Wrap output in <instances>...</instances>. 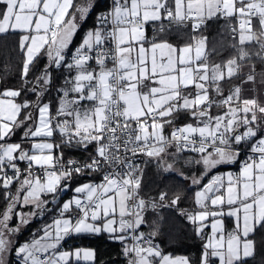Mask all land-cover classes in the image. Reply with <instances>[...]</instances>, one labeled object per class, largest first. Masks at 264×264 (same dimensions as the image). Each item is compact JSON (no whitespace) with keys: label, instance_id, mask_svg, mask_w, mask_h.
Listing matches in <instances>:
<instances>
[{"label":"snow or ice","instance_id":"6c2138e0","mask_svg":"<svg viewBox=\"0 0 264 264\" xmlns=\"http://www.w3.org/2000/svg\"><path fill=\"white\" fill-rule=\"evenodd\" d=\"M92 6L89 0H0V35H18L23 55L21 87L0 91V197L6 201L0 264H6L13 234L43 214L45 196L54 203L61 190L75 195L59 206L42 234L15 248L19 264H70L73 255L92 260L91 250L71 253L60 245L72 234L101 232L125 243L128 264H190L153 245L155 229L147 236L139 231L148 208L173 207L181 199L177 195L169 204L166 192L158 200L141 195V156L185 180L179 160L201 166L200 175L191 177L200 186L196 211L180 212L198 236L211 229L200 264H246L254 254L250 237L264 228V102L245 96V86L257 79L254 60L264 64V0H112L69 57L78 21ZM219 20L225 21L233 52L214 62L216 49H209L203 33ZM182 30L189 42L178 46L166 38ZM41 57L47 62L29 79ZM53 68L69 73L54 89L55 106L43 99L53 86ZM259 76L264 84V69ZM27 92L35 99L18 103ZM182 113L190 120L177 125ZM17 129L24 143L8 142ZM242 145L249 155L238 172L211 174L237 162ZM89 146L94 151L86 161L64 160L65 147ZM85 171L99 174V183L70 189L69 182ZM17 206L32 211L14 212ZM13 216L19 218L16 227L8 223Z\"/></svg>","mask_w":264,"mask_h":264},{"label":"trees","instance_id":"16d2710c","mask_svg":"<svg viewBox=\"0 0 264 264\" xmlns=\"http://www.w3.org/2000/svg\"><path fill=\"white\" fill-rule=\"evenodd\" d=\"M77 2H80V0H77ZM89 2L93 6L87 17L82 21H78L79 28L74 42L72 43L73 45L79 44L83 34L98 25L97 17L110 8V0H89ZM185 31L187 30H182L181 32L172 31L166 38L175 45H183L189 42V37L183 34ZM152 34L153 30L148 29L149 38H151ZM203 34L208 37L209 49H216V52L211 56L212 61L219 62L227 59L233 52V49L229 47L231 39L227 33L225 21L219 20L210 22L207 30ZM22 60L23 55L18 47V35H0V91L4 89V86L5 88L21 87L20 68L22 67ZM46 62V57H41L40 60L37 61L29 79L35 76L39 70L44 67ZM254 62L256 67L257 64H261L262 68H264V64L255 60ZM52 72L53 86L43 99L44 102H51L53 106H55L59 93L54 89L61 86L65 75L63 69L53 68ZM225 87L227 88L228 85L226 84ZM25 99H35V96L31 92H27L18 97L17 102L22 103ZM189 120L190 117L182 113L176 123L177 125H181L187 123ZM168 131H170V129ZM21 132V129L16 131L11 138V142L23 143L24 141L20 138ZM57 139L56 141L59 142V139ZM93 151L94 146H89L87 150L65 147L63 149V158L64 160H87ZM170 151H174V149H170ZM56 154H60L59 150H57ZM193 155L195 154H184L185 157ZM148 159L147 157H143L140 162L143 168L141 195L146 200H151L153 198L158 200L159 194L161 192H166L168 198L165 203L169 204L177 195H179L181 199L178 204L173 207H159L156 210L148 208L144 213L146 223L141 226L140 232L149 234L155 229L157 234L154 237L159 241V249L164 255L187 257L190 264H200L204 241L196 234L193 224L187 220L186 216L180 215L181 210H188L190 212L194 210L195 187L190 186L187 180L175 172H163L154 160L150 163H146ZM178 165L182 167L184 171L188 169H192L193 171L195 167V164L185 165L183 159L180 160ZM238 165L239 164L235 162L231 166L219 167L217 169L225 170L228 168H237ZM192 173L199 175L201 171H193ZM100 178L101 176L97 173L85 172L69 182V186L70 189H72L86 180L97 182ZM70 194L71 192H67L66 194H62L61 197L67 198ZM58 204L59 201L54 205H48L49 208L51 207V209L47 211L48 214L53 213ZM5 206L6 201L0 197V211H2ZM25 208L27 207L20 208L17 206L14 212L24 210ZM44 218L45 217L35 219L28 223L23 231L16 233L14 237L15 244L10 250L6 264H19V260L15 256V248L29 241L34 234H37V228L42 225L43 222H46ZM16 219V216H13L11 223L15 224ZM251 239L255 242L254 254L246 259V264H264V228L257 227ZM127 243H129V241H127ZM62 246L67 250L75 248H90L94 250L95 258L92 262L82 263L70 260V264H128L129 261V257L124 254L125 243L103 232L99 234L83 233L69 235L62 242L61 247Z\"/></svg>","mask_w":264,"mask_h":264},{"label":"crops","instance_id":"0c3cea01","mask_svg":"<svg viewBox=\"0 0 264 264\" xmlns=\"http://www.w3.org/2000/svg\"><path fill=\"white\" fill-rule=\"evenodd\" d=\"M87 32V31H86ZM86 32L83 34V36H82V38L84 37V35L86 34ZM72 43L74 42V39L72 38ZM81 41H82V39H81ZM81 41L79 42V44L81 43ZM259 67V68H258ZM262 69H264V68H262V65L261 64H257V67H256V72L258 73V75H257V79H256V81H255V83H252V82H250L249 84H247L246 86H245V96L247 97V98H257L258 100H260L261 102H264V84H262L261 82H260V76H259V73L261 72V70ZM63 72H64V75L66 76V75H69V73H67V71L66 70H64L63 69ZM20 130V129H19ZM16 131H18V129L16 130ZM21 134V137L23 136V132H21L20 133ZM20 137V138H21ZM12 138V137H11ZM11 138L9 139V141L8 142H11ZM59 139V137L57 136L56 137V139ZM57 139V140H58ZM12 143H14V142H12ZM24 143V142H23ZM73 148H75V147H73ZM76 149V148H75ZM169 162H172L171 160H169ZM179 162H180V160L177 162V164H176V166H177V168H179L183 173H184V176H187V177H189V179H187V182L190 184V186H192V187H195V191L197 190V188L198 187H200V186H197V185H192V183H191V177H193V176H199L198 174H195V173H192L193 171H196V172H198V171H202V168H201V166H198V165H195V167H194V169H193V171H192V169H188V170H186V171H184V169L182 168V167H179ZM235 163V162H234ZM233 164V163H232ZM232 164H223V165H219L217 168H219V167H226V166H231ZM239 167H240V165L237 167V168H228V169H235L236 170V172H238L239 171ZM196 168V169H195ZM226 170V169H225ZM175 173H177V172H175ZM178 175H179V173H177ZM180 176V175H179ZM206 180V179H205ZM205 180H203V183L205 182ZM88 182H95V181H90V180H86V181H84V182H82V183H88ZM81 183V184H82ZM96 183V182H95ZM76 186H78V185H76ZM51 196V195H50ZM50 198V197H49ZM48 198V199H49ZM195 204V203H194ZM194 211H196V205L194 206V210L192 211V212H194ZM225 224H226V227H228V228H231L232 227V225H233V221H232V219L231 218H225ZM210 232H211V229H210V227L209 228H206L205 229V231H204V234H203V237H201L202 239H203V241L205 242V240H206V238H207V236L210 234ZM104 233V232H103ZM95 234H99V233H95ZM106 234H108V233H106ZM109 235V234H108ZM251 238V237H250ZM171 257H173V256H171ZM176 257H180V256H176ZM174 258V257H173ZM249 258V257H248ZM247 259V258H246ZM86 263H88V262H86Z\"/></svg>","mask_w":264,"mask_h":264},{"label":"rangeland","instance_id":"374dc122","mask_svg":"<svg viewBox=\"0 0 264 264\" xmlns=\"http://www.w3.org/2000/svg\"><path fill=\"white\" fill-rule=\"evenodd\" d=\"M81 23V22H80ZM79 28V27H78ZM78 30V29H77ZM77 33V32H76ZM76 33L73 35V39L75 38V36H76ZM73 41V40H72ZM72 44V43H71ZM19 130V129H18ZM76 187V186H75ZM74 187V188H75ZM69 188H70V186H69ZM67 192H71V194H70V196L69 197H67V198H65V197H61V195L62 194H66ZM73 195H75V193L73 192V191H70V190H61L59 193H58V195L56 196V198H55V202L53 203L52 202V196H50V195H47L46 197H44L45 199H47L48 201H49V203L47 204V205H45V209H44V212H43V214L42 215H40V214H37V215H35V216H33V217H31L30 218V222H32V221H34L35 219H41V218H43V217H45L44 219H46V222H43V224L42 225H40L37 229H38V232H37V234H42L41 233V229L46 225V224H50L55 218H57V216H58V208H59V206L60 205H62L65 201H67V200H69ZM50 197V198H49ZM49 198V199H48ZM57 201H59V204L57 205V207L55 208V210H54V212L53 213H50V214H48V209H51V207L49 208L48 207V205H54ZM25 207H27V208H25L24 210H18V212H25V213H27V212H30V211H32V207L31 206H25ZM17 219H16V223L15 224H12L11 223V221L12 220H10L8 223H9V226L10 227H16L18 224H19V218L18 217H16ZM29 222V223H30ZM28 225V224H27ZM27 225H23L21 228H20V231H23L25 228H26V226ZM20 231H18V232H20ZM18 232H16V233H18ZM16 233H14L13 234V236H12V240H13V244H12V247H13V245L15 244V240H14V237H15V235H16ZM93 234H95V233H93ZM74 235V234H73ZM64 241V240H63ZM62 241V242H63ZM62 242H61V244H62ZM129 244H130V242H129ZM11 247V248H12ZM19 247V246H18ZM11 248L9 249V251L5 254V262H7V259H8V255H9V253H10V250H11ZM77 249H84V250H91L93 253H94V250L93 249H90V248H75V249H71V250H67L66 248H64L63 246L61 247V245H60V250L61 251H69V252H71V253H74ZM15 256H16V254H15ZM16 258H17V256H16ZM94 258H95V254L93 255V259L92 260H89V261H85L84 259H83V257L81 256V259L79 260V261H77L76 260V258H75V256L73 255L72 257H71V260L73 261V262H82V263H86V262H92L93 260H94ZM18 259V258H17ZM19 260V259H18Z\"/></svg>","mask_w":264,"mask_h":264},{"label":"built area","instance_id":"2783aa9c","mask_svg":"<svg viewBox=\"0 0 264 264\" xmlns=\"http://www.w3.org/2000/svg\"><path fill=\"white\" fill-rule=\"evenodd\" d=\"M111 3H112V0H110V6H111ZM148 29H151V30H153L152 29V27H151V25H149V27H148ZM79 44H70V46H69V50L66 52V55H68L69 57H70V53L72 52V51H74L75 50V48L78 46ZM76 148V147H75ZM76 149H80V150H84V149H81V148H76ZM249 155V152H248V145H242L241 146V155L238 157V160H237V163L240 165V163L241 162H243L245 159H246V157ZM143 157H145V156H141L140 158H139V160H138V162L140 163L141 162V160H142V158ZM67 160H69V159H66L65 161H67ZM73 160H76V159H73ZM77 161H81V162H84V161H86V160H77ZM19 164H20V167L21 168H23L24 167V162H18ZM238 165V166H239ZM86 173H89V172H87V171H85ZM226 172H233V173H236V170L235 169H226V170H220V169H214L213 171H212V175H220V174H224V173H226ZM9 174H11V172L9 171ZM101 179V178H100ZM100 179L96 182V183H99V181H100ZM204 183H207V179L205 180V182ZM146 236L148 235V234H146V233H144ZM149 239H151V241H152V244L153 245H158L159 246V241L154 237V236H150L149 237ZM129 242L131 243V241L129 240Z\"/></svg>","mask_w":264,"mask_h":264},{"label":"bare ground","instance_id":"6f19581e","mask_svg":"<svg viewBox=\"0 0 264 264\" xmlns=\"http://www.w3.org/2000/svg\"><path fill=\"white\" fill-rule=\"evenodd\" d=\"M0 83H1V82H0ZM4 88H5V86H4ZM140 230H141V228L139 229V231H140ZM142 231H143V230H142ZM193 233H194V232H193ZM193 233H192V234H193ZM123 256H124V255H123ZM124 257H125V256H124Z\"/></svg>","mask_w":264,"mask_h":264}]
</instances>
